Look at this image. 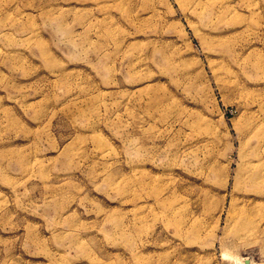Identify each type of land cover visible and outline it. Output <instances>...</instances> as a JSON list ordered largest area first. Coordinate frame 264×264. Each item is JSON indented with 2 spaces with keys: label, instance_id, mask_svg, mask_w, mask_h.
Returning <instances> with one entry per match:
<instances>
[{
  "label": "rangeland",
  "instance_id": "1",
  "mask_svg": "<svg viewBox=\"0 0 264 264\" xmlns=\"http://www.w3.org/2000/svg\"><path fill=\"white\" fill-rule=\"evenodd\" d=\"M252 125L264 0H0V264H264Z\"/></svg>",
  "mask_w": 264,
  "mask_h": 264
},
{
  "label": "bare ground",
  "instance_id": "2",
  "mask_svg": "<svg viewBox=\"0 0 264 264\" xmlns=\"http://www.w3.org/2000/svg\"><path fill=\"white\" fill-rule=\"evenodd\" d=\"M233 53V52H232ZM232 56V55H231ZM227 57V56H226ZM259 119V118H257ZM256 119V120H257ZM254 120V119H253ZM251 121V120H250ZM257 123V122H256ZM263 123V122H262ZM249 125V124H248ZM258 126V125H257ZM247 134L249 135L250 138H254V140L256 141V145L259 147L261 145H264V129H260V128H257L255 126H251L248 128L247 130ZM252 143V142H251ZM249 145V143H248ZM253 145V144H252ZM255 146V145H254ZM141 148V147H140ZM251 152V151H250ZM258 152V151H257ZM259 153V152H258ZM258 153H254V156H253V159H251V161H247V164H248V167L250 166L251 167V172L249 173L248 175V178L250 179H253L255 181H260L263 176L261 174V172L258 170L257 166L261 165L262 162H263V158H261L259 156ZM251 157V156H250ZM246 164V165H247ZM246 168V167H245ZM247 169V168H246ZM264 180V179H263ZM236 185V184H235ZM259 190V189H258ZM262 191V190H261ZM263 192V191H262ZM256 193V192H254ZM247 195V194H246ZM258 197V196H257ZM250 198V197H249ZM251 199V198H250ZM251 201V200H250ZM246 202V200H245ZM244 202V203H245ZM249 202V200H248ZM200 214V213H199ZM230 214V213H229ZM202 217V216H200ZM232 219V218H231ZM244 219L246 220L247 217L243 214V216L241 217V220ZM204 223V222H203ZM247 262V261H246ZM249 263V261L247 262Z\"/></svg>",
  "mask_w": 264,
  "mask_h": 264
}]
</instances>
